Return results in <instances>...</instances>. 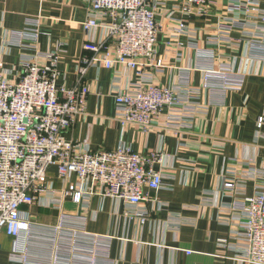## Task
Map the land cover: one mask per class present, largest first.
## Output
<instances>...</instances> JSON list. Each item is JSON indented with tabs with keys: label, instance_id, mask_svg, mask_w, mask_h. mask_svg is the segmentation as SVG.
Here are the masks:
<instances>
[{
	"label": "built area",
	"instance_id": "1",
	"mask_svg": "<svg viewBox=\"0 0 264 264\" xmlns=\"http://www.w3.org/2000/svg\"><path fill=\"white\" fill-rule=\"evenodd\" d=\"M87 1L83 49L91 57L78 64L75 87L59 83L65 43L56 42L52 52L39 50L38 20L14 34L15 44L25 51L19 59V79L10 82L0 76V233L15 241L9 264L111 263L99 251V235L86 230L87 219L65 214L62 200L71 198L79 204L98 191L137 207L150 198V192L165 188L162 151L141 154L126 145L91 151L67 138L78 118L86 115L91 91L82 80L91 68L123 66L136 72V81L114 96L115 119L123 129L134 127L146 135L158 125L166 131L191 129L195 118L208 111L201 102L203 91L214 97L243 89L246 74L234 63L221 61L226 49L243 47L247 61L264 62V0ZM162 17L174 26L178 48L195 51L196 68L203 71L200 87L192 86L190 69L181 71L173 87L156 84L148 70L164 68L163 60L157 59ZM195 18L206 23V47L197 41L200 29L191 27ZM98 33L104 36L99 38ZM182 38L186 43L180 42ZM257 127H264V114ZM51 168L57 169L66 186L62 200L52 203L59 217L54 225H37L24 218L22 208L39 205L55 192L48 186ZM261 174L254 170L248 176L256 179ZM72 176L78 180L74 184L69 182ZM236 188L234 181L224 184L231 197ZM227 209L237 217L238 227L237 243L229 250L244 263L264 264V188L236 198ZM45 249L48 258L35 251Z\"/></svg>",
	"mask_w": 264,
	"mask_h": 264
},
{
	"label": "crops",
	"instance_id": "2",
	"mask_svg": "<svg viewBox=\"0 0 264 264\" xmlns=\"http://www.w3.org/2000/svg\"><path fill=\"white\" fill-rule=\"evenodd\" d=\"M89 7L87 0H0V76L10 82L19 79V59L25 51L15 44L14 34L38 20L39 50L52 52L56 42L65 43L66 54L58 66L59 83L75 87L78 64L83 57H91L83 49L82 27ZM159 21L162 31L157 59L163 60L164 68L148 69L156 84L173 87L181 71L190 69L192 86L200 87L203 71L196 68L195 51L180 50L172 23L163 17ZM205 25L202 19L191 20V27L200 29L196 36L201 47H206ZM221 55V61L234 63L246 74L243 89L214 97L203 91L201 102L208 111L195 118L191 129L166 131L158 125L146 135L134 127L123 129L115 119L114 96L136 81V72L123 66L91 68L82 80L91 91L86 115L78 118L67 138L91 151L114 150L119 145L141 154L162 151L166 155L162 169L165 188L150 192V198L137 207L105 198L98 191L76 204L71 198L62 200L66 186L57 169L51 168L48 186L55 192L39 205L23 207L24 218L37 225H54L59 212L52 203L62 200L65 214L85 217L86 230L99 235V251L110 259L108 264H247L229 250L237 243L234 233L238 227L237 217L227 207L236 198L264 188V127H257L264 114V62L247 61L243 47L226 49ZM254 170L263 176L249 177ZM77 181L72 176L69 182ZM231 181L237 184L234 197L224 191V184ZM14 243L13 237L0 233V264H9ZM35 251L43 258L50 254L46 249Z\"/></svg>",
	"mask_w": 264,
	"mask_h": 264
}]
</instances>
